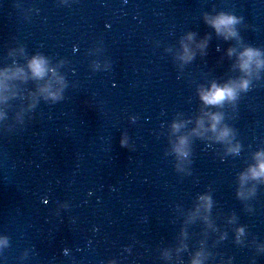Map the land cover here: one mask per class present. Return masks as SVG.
Wrapping results in <instances>:
<instances>
[{"label":"clouds","instance_id":"9594fccd","mask_svg":"<svg viewBox=\"0 0 264 264\" xmlns=\"http://www.w3.org/2000/svg\"><path fill=\"white\" fill-rule=\"evenodd\" d=\"M243 17L231 11L218 10L203 13V21L210 26L218 37L225 41L235 39L237 46L229 45L225 49V55L232 59V69L236 75L228 76L226 79H211L207 84L196 86V96L200 102L199 111L186 119H173L169 124L170 151L175 156V168L177 171L190 174V169L185 165L191 164L192 138H200L209 142V146L218 143L223 146L224 156H238L243 145L236 138L235 128L225 121V106L236 108L242 94L247 93L254 82L260 81L264 76V48L253 44L244 43L240 36L237 25L242 23ZM196 33L189 31L180 39V49L177 59L181 65L191 62L199 51L204 55L208 44L209 34H205L200 40H196ZM22 51V50H21ZM33 80L36 82L35 91L29 90L27 97L29 103L27 108H33L39 99L56 102L62 99L63 89L66 86L58 67L50 63L47 56L42 53H34L27 57L24 64H12L0 66V121L7 116L6 109L9 101L18 95L23 98L16 81L25 82ZM42 81V83H41ZM23 110V109H22ZM188 124L192 127L186 128ZM185 129L184 131H181ZM121 145L127 143L125 138L120 141ZM224 156H221L223 160ZM237 187L235 195L238 199L246 201L256 194L258 185H264V147H258L251 153L250 162L246 163L236 175ZM214 200L210 191L198 193L192 206L186 211L184 223H192L197 219L203 221L205 229L213 228L211 213ZM233 217L229 218V222ZM244 227L238 225L235 228L236 242L244 235ZM188 232L184 227L180 230V239L176 252L187 250L186 243ZM223 234L220 239H223ZM7 238L0 236V245H5ZM195 248L187 261V264H206L210 253L204 248V241ZM113 264V262H110Z\"/></svg>","mask_w":264,"mask_h":264}]
</instances>
